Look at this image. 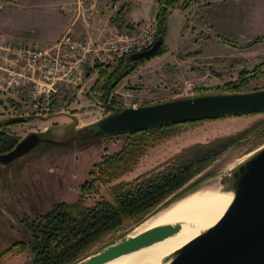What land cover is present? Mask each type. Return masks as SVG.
Instances as JSON below:
<instances>
[{"label":"rangeland","instance_id":"1","mask_svg":"<svg viewBox=\"0 0 264 264\" xmlns=\"http://www.w3.org/2000/svg\"><path fill=\"white\" fill-rule=\"evenodd\" d=\"M185 1L180 0L177 3ZM127 2L130 7L132 5L126 14L127 19L150 15L153 10V6L150 9L148 0H127ZM77 3L78 0H0V33L25 41H45V38L42 39L43 37H48L57 30L61 32L69 17L76 16L81 22H84L83 19H88V17H84L86 14H82L81 9L78 11ZM117 7L119 6L117 5ZM169 14L166 18L163 39L168 46L181 44L184 36L179 35L180 17L176 14ZM91 15L92 13L89 16ZM151 21H154V18ZM75 27L81 31L83 26L79 23ZM67 28L65 27V29ZM69 30L71 29L69 28ZM200 34L197 36L206 37V35ZM254 37L246 38V40L240 38L242 42L237 36L226 37L229 42H223L225 43L224 48L214 47L211 44L208 47L201 45L200 49L204 47L207 54H202L197 59L190 58L187 65L182 63L174 69L172 68L175 63H166L169 72H176V77L179 75L171 82L161 81L159 74L165 77L166 74L159 73L160 71L154 72L152 66L149 65L155 59H162L160 56L165 51L153 55L121 77L110 90L108 99H113L116 107L117 104L135 106L177 98L182 96L179 92L182 88L179 87L185 81L194 85L197 92H222L223 82L235 81L242 70L250 71L256 66H258L257 74L247 76L246 82L237 86L236 89L248 91L264 87V39L257 41L261 43L254 42L256 43H252L254 45H244ZM194 40L196 39L194 38ZM186 48L190 53L197 50V46L194 47L192 44L184 45V49ZM200 52L194 55H198ZM165 57L170 56L166 55ZM203 74L205 75L203 76ZM95 76L96 70H93L86 76L82 90L75 98L62 101L57 107L58 110L48 113L30 111L19 106L13 99L9 100L8 96L1 95L0 120L23 116L22 121L9 126V133L20 139L26 133L36 131L42 136L61 140V142L54 144L39 142L23 155L7 163L0 162V252L15 240L27 242V236L20 224L22 217H33L36 214L44 213L55 201L71 202L76 199L78 186L88 177V169L91 164L98 160L104 149L106 152H111L119 147L122 134L78 137L82 134V131L78 129L102 118L113 110L109 100L102 101L99 91L90 89ZM141 85L146 88H141ZM243 128H250L244 138L237 144L222 150L210 163L183 184L184 186L197 177L206 175L195 185L199 186L208 182L220 185L221 182L223 187H228L232 169L264 144V111L226 115L183 124L174 133L150 146L139 157L136 165L116 180L131 178L160 164L186 144L205 141L216 135L234 133ZM221 179L223 180L221 181ZM98 189L101 194L108 197L106 185H100ZM226 193L228 194L227 190ZM91 200L92 196L86 199L87 202ZM162 206L164 205L156 207L152 212ZM147 215L137 222L125 220L118 228L102 235L88 246L77 261L109 243L122 240ZM30 255L27 248L22 252H17L13 248L0 256V264H23L28 261Z\"/></svg>","mask_w":264,"mask_h":264},{"label":"trees","instance_id":"2","mask_svg":"<svg viewBox=\"0 0 264 264\" xmlns=\"http://www.w3.org/2000/svg\"><path fill=\"white\" fill-rule=\"evenodd\" d=\"M177 1L180 0H156L154 36L156 38L161 35L162 42L155 55L166 50L163 42L166 18ZM184 5L183 2L179 3V7ZM122 7V5L119 6L114 17H110V20H115L118 25L121 24L118 17L121 14ZM200 35L205 36V33ZM216 38L222 42H229L226 37L221 35H216ZM261 39H264L263 35L255 36L244 45L252 44ZM147 58L132 60L128 57V54H121L104 63H94L86 72L88 75L96 70V76L90 89L98 90L102 101L109 100L108 94L119 79ZM257 70L258 66L250 71L242 70L235 81L223 82L221 91H239L236 89L237 86L244 84L247 76L256 75ZM141 88L146 87L141 85ZM7 98L10 100V97ZM109 102L113 108L111 112L124 107L117 103L118 106L115 107V102L111 98ZM262 111L264 109L252 112ZM239 114L242 113L226 115ZM226 115L156 124L119 133L123 135L119 147L111 152H106L104 149L98 160L91 164L88 169V177L78 186L76 199L71 202L55 201L44 213L36 214L33 217H22L20 224L27 236V242L25 243L23 240L13 241L0 252V256L13 248L17 252H22L27 248L31 255L28 261L23 264H73L82 257L83 252L90 244L110 230L118 228L125 220L137 222L156 207L166 206L174 198L181 197L193 189L197 185L196 183L206 175H201L184 186L183 184L210 163L222 150L237 144L249 133L250 128H243L234 133L216 135L205 141L191 142L182 146L158 165L152 166L128 179H116L124 172L131 170L136 165L139 157L150 146L174 133L179 126ZM22 118L23 116H14L0 120V152L9 149L18 140L17 137L8 132V128L10 125L22 121ZM78 130L82 133L89 132L86 126ZM43 142L48 143L47 141ZM100 185H106L108 197L99 192L98 187ZM179 187L181 188L178 189ZM91 196L92 200L87 202L86 199Z\"/></svg>","mask_w":264,"mask_h":264},{"label":"water","instance_id":"3","mask_svg":"<svg viewBox=\"0 0 264 264\" xmlns=\"http://www.w3.org/2000/svg\"><path fill=\"white\" fill-rule=\"evenodd\" d=\"M161 42L162 37L158 35L150 46L129 53L128 57L132 60L151 57ZM260 109H264V87L248 91L197 92L124 106L86 125L89 132L78 137L119 134L156 124ZM43 141L61 142L31 131L0 152V162L7 163ZM230 176L229 186L224 188L232 191V197L221 216L173 250L166 264H264V144L238 163ZM179 227L180 222L151 226L109 243L73 264H100L173 234Z\"/></svg>","mask_w":264,"mask_h":264},{"label":"built area","instance_id":"4","mask_svg":"<svg viewBox=\"0 0 264 264\" xmlns=\"http://www.w3.org/2000/svg\"><path fill=\"white\" fill-rule=\"evenodd\" d=\"M92 7V3L80 6L84 17ZM154 39V23L148 19L134 27H113L100 41L77 38L69 28L50 41H25L0 33V99L6 95L36 113L58 110L62 101L80 93L94 63L145 49ZM193 86L185 81L180 94L197 93Z\"/></svg>","mask_w":264,"mask_h":264},{"label":"crops","instance_id":"5","mask_svg":"<svg viewBox=\"0 0 264 264\" xmlns=\"http://www.w3.org/2000/svg\"><path fill=\"white\" fill-rule=\"evenodd\" d=\"M148 1L150 9L151 6H153L150 15L147 14L142 17L136 16L134 19H127L126 14L132 7V5L130 7L127 0H78L76 5L78 11L82 4L92 3V15L88 16L87 20L83 19L84 22H81L76 16L72 18L69 17L68 22L61 32L57 30L55 33L48 37H43L42 39L45 38V41L54 39L65 30V27H68L77 38L100 41L109 34L113 27H134L142 20H153L157 3L156 0ZM184 3L185 5L183 7H179V3H176L169 12L170 14H176V16L180 17L181 26L179 35L184 36L182 37L183 40L181 44L168 46L163 39L166 50L160 56L162 59H155V61L149 64L152 66L154 72L160 71L159 73L166 74V77L159 74L162 78H160L161 81L166 82V80H168L171 82L179 77V75H177V77L175 76L176 72L172 73L167 70L169 67L166 63H175L172 68L174 69L182 65V63L186 64L190 58H200L202 54L208 53L204 51V47L200 49L199 46L201 45L208 47V45L211 44L214 47L224 48L225 43L220 42L216 38V35L228 38L237 36L239 39L242 38L244 40L256 35H264V0H186ZM117 5L123 6L121 14L118 17L121 23L120 25H118L115 20H110V17H114L115 15V11L118 8ZM79 23L83 26L81 31H78L77 27H75L76 24ZM130 24H132V26H130ZM200 33H205L206 37L200 38L197 36ZM194 38L196 40H194ZM240 41L242 42L241 39ZM191 44L194 45V47L197 46V50L191 51L190 53L188 48L184 49V45ZM198 49H200L199 51L201 52L198 55H194L199 52ZM185 53H187V55H185ZM166 55L170 57L166 58ZM204 75L205 74H203V76Z\"/></svg>","mask_w":264,"mask_h":264},{"label":"bare ground","instance_id":"6","mask_svg":"<svg viewBox=\"0 0 264 264\" xmlns=\"http://www.w3.org/2000/svg\"><path fill=\"white\" fill-rule=\"evenodd\" d=\"M226 190L221 182L220 185L208 182L196 186L146 217L128 235L154 225L180 222L176 232L100 264H166L173 250L221 216L232 197V191Z\"/></svg>","mask_w":264,"mask_h":264},{"label":"flooded vegetation","instance_id":"7","mask_svg":"<svg viewBox=\"0 0 264 264\" xmlns=\"http://www.w3.org/2000/svg\"><path fill=\"white\" fill-rule=\"evenodd\" d=\"M260 88H263V87H260Z\"/></svg>","mask_w":264,"mask_h":264}]
</instances>
